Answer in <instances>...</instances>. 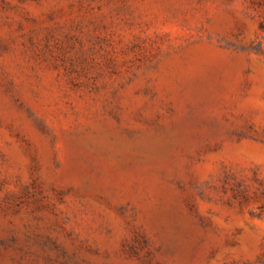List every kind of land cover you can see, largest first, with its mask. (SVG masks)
<instances>
[{
    "label": "rangeland",
    "instance_id": "rangeland-1",
    "mask_svg": "<svg viewBox=\"0 0 264 264\" xmlns=\"http://www.w3.org/2000/svg\"><path fill=\"white\" fill-rule=\"evenodd\" d=\"M0 264H264V0H0Z\"/></svg>",
    "mask_w": 264,
    "mask_h": 264
}]
</instances>
